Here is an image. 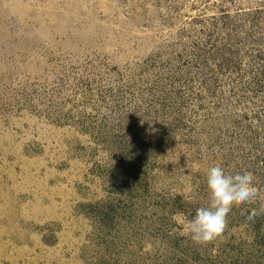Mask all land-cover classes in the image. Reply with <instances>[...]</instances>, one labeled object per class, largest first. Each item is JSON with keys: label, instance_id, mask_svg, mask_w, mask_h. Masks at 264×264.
Instances as JSON below:
<instances>
[{"label": "rangeland", "instance_id": "obj_1", "mask_svg": "<svg viewBox=\"0 0 264 264\" xmlns=\"http://www.w3.org/2000/svg\"><path fill=\"white\" fill-rule=\"evenodd\" d=\"M217 164L264 190V0H0V264H264V199L183 231Z\"/></svg>", "mask_w": 264, "mask_h": 264}, {"label": "clouds", "instance_id": "obj_2", "mask_svg": "<svg viewBox=\"0 0 264 264\" xmlns=\"http://www.w3.org/2000/svg\"><path fill=\"white\" fill-rule=\"evenodd\" d=\"M207 204L196 208L194 216L182 224L193 244L201 247L221 240L228 229V217L234 208L252 205L264 199V190L256 184L250 171L229 174L217 164L206 173ZM264 214V203L251 209L249 221Z\"/></svg>", "mask_w": 264, "mask_h": 264}]
</instances>
